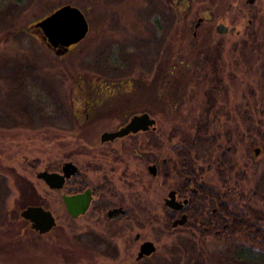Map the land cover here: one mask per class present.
Here are the masks:
<instances>
[{
  "label": "rangeland",
  "instance_id": "374dc122",
  "mask_svg": "<svg viewBox=\"0 0 264 264\" xmlns=\"http://www.w3.org/2000/svg\"><path fill=\"white\" fill-rule=\"evenodd\" d=\"M16 1L0 0V264H193L200 260L209 264L216 253L231 258L239 245L248 248L239 234H208L195 245H181L188 235L184 228L169 231L164 226L162 199L167 188L182 178L180 172L165 182L161 175L152 179L144 161L141 181L110 175L113 187L103 192L100 204L110 201L127 208L128 215L117 222L96 209L94 202L95 208L91 205L84 214L71 217L61 190L50 189L36 172L77 157L71 154L76 143L97 148L102 130L121 124L134 111L148 110L159 121L157 159L178 158L172 146L192 134L200 121L208 137L231 132L232 127H238L239 135L249 131L250 137H239L236 143L237 191L230 199L239 206L249 199L264 215V201L251 195L253 187L263 189L264 0H18L21 12H16ZM63 4L77 6L89 27L72 47L52 48L34 24ZM218 22L235 26V31L218 33ZM219 42L223 48L216 68L223 83L215 91L218 100L212 108L205 100L214 80L207 59ZM105 55L120 67L100 62ZM24 58L34 60L36 68L24 74L19 86L4 81ZM93 100L102 101L96 105ZM220 105L226 116L215 110ZM206 106L210 113L205 118ZM87 108L96 114L89 118L69 114ZM112 110L118 113L90 123L97 114ZM249 146L261 147L258 156ZM204 147L191 150L198 163ZM152 150L144 146L143 157H150ZM83 157L78 156L79 162L89 160ZM86 176L93 185L101 181L99 170L87 171ZM214 184L220 189L218 182ZM199 203L207 212L214 206L204 199ZM28 204L50 209L56 225L45 234L35 232L20 216ZM136 232L140 240H151L156 246L154 253L139 260L135 259L140 241L133 239ZM250 247L255 255L261 251Z\"/></svg>",
  "mask_w": 264,
  "mask_h": 264
},
{
  "label": "flooded vegetation",
  "instance_id": "af4514ba",
  "mask_svg": "<svg viewBox=\"0 0 264 264\" xmlns=\"http://www.w3.org/2000/svg\"><path fill=\"white\" fill-rule=\"evenodd\" d=\"M228 32L230 31H227L226 33ZM230 33L232 34L233 32H230ZM45 41L46 43H48L46 38H45ZM75 44H71L66 48H70ZM50 46L52 48L59 47V46L53 47L52 45ZM199 58L201 59V57ZM207 63H208V59H207ZM213 79L214 80L211 85L213 87L215 84L218 85V88H216L217 89L216 92H217L218 89L222 86L223 78L220 77V78L215 79L213 77ZM215 93L210 95V98H208L207 94H205V100L209 105L212 106V108H214L215 101L218 100V98L216 97L217 95H214ZM110 96L111 95H107L106 97H110ZM101 101L102 100H93V103L96 105L97 104L99 105ZM237 104H238V101H237ZM237 104L233 105V107H236L235 111H238ZM215 110L219 112L220 115L226 116L227 114V111H225L221 105ZM203 111H204L205 118L208 117V114L210 113V109H208V107L206 106L205 109H203ZM117 113H118V110L107 111L104 113L102 112L100 115L97 114L95 116V119H92L90 123L94 122L97 119H101L105 117L108 118L110 117V115H114ZM142 113H147L150 118L154 119L155 122L152 126H149L146 130H138L136 132H129L122 136H116L113 139H108L104 141L101 140L100 137H101L102 132L116 131L120 129L122 126H124L133 115L142 114ZM69 114L73 118H77V117L89 118V116L91 117L92 115H95L96 113L92 110H89V108H87L85 109V111H80V112H78L77 110L76 111L73 110V111H70ZM71 116L70 117L68 116L69 119L72 118ZM205 118L203 119L204 122H206ZM199 130H200V134L199 136H197V141L194 143V145L191 148H188V153H189L188 155L189 157L193 158L192 159L193 168L190 165L189 159L183 161V159H185L186 157L180 156V154L178 153L176 144L172 146V150L175 153V155L176 154L178 155V158H176L175 160H170L167 157H162L161 159H157L156 157H154V155L156 153H159L160 151L159 140L161 138V135L159 132L158 116L148 110L134 111L121 124L119 123L111 129L102 130L98 135L99 141L97 142V148H94L93 144H89L87 146L88 148L87 149L85 146L76 143V146H74V149L72 150L71 154L77 155V157L75 156L73 159H68V160H64L59 163H56L55 169H52L49 171H55L58 173H62V166L65 162H71L77 167V171L74 174H71L69 177H66L63 187L58 190H61L62 192L61 198L63 194L64 195L78 194V193L84 192L87 189L90 190L91 199H90V203H89L87 210L89 209L91 205L93 208H95V206H93L92 204L93 202H94V205L96 203L100 204L102 202L100 201V199H101V196H103L102 194L104 191L108 190L111 192V188L113 187L111 182H113V180L110 177V175L117 174L120 176V178L131 177V178L139 179L138 181H141V179L143 178V172H144V167H143L144 161H145L144 163L145 172L149 174L152 179L159 178V175H161L162 177L161 181L165 182L166 179L170 177L172 173H174V175L177 176L176 172H180V176L182 178L177 183H175V185L168 187L166 190V196H163L162 198L164 208H165L163 224L164 226L167 225L169 231H175L177 229L184 228L183 230H185L186 235H188L192 241H195V242L200 241V240L202 241V238L205 235H208V234L220 235L221 231L227 227V223L223 221L222 217L215 214L216 209H217L216 206H213L210 209L211 212L209 211L207 212L204 209H202V205L199 203V201L201 199H204L205 201L209 202L207 199L208 192H210L213 195L218 194L219 197L224 194L228 195V197L234 196L235 191H237L236 189L237 179L235 178V175H237V173L235 171H238V169H236V167L238 166L237 162L234 161L236 157L235 155L236 143L239 137H245V135L246 137H250L249 135L250 132L245 131L244 133L242 132L241 135H239L237 132L238 127H232L231 132L227 131L225 133L215 134L214 135L215 137L213 136L208 137L207 135L208 131H207L206 126L199 127ZM146 136H147V139L151 140V144L148 143L149 140L147 142H143V140L140 139L141 137L145 138ZM221 138L223 140L221 142L218 141V139L221 140ZM196 145H201V146L205 145V147L202 148L201 161L199 163L197 161V159L199 158L196 159V157L194 158L193 155H191V150L194 149ZM210 145H211V149H206V147ZM144 146L153 148L150 157L148 156L143 157L144 155L143 147ZM213 147L216 148L215 153L212 152ZM256 147L259 148L257 153L255 152ZM79 148L82 149V151H79L78 150ZM129 148H130V151H129ZM250 148L252 149L254 156H258L259 152L261 151V147L259 146H249V149ZM81 154H84L88 158L83 157V155ZM182 154L183 155L186 154L185 151L182 152ZM78 156L87 158L89 160H84L81 163V161L79 162L78 160ZM157 160L158 161L161 160V162L159 163L160 165L157 163ZM76 161H78V163ZM102 161L103 163H101ZM45 169L48 170V168L46 167ZM95 170L101 171V181L93 185L90 182V178L87 177L86 174H87V171L90 172V171H95ZM209 176L212 178L214 177V179H211ZM216 182L219 183L220 189H218V187L215 186L214 183ZM232 182L235 185H230ZM154 184L157 188L158 186H160V181L154 182ZM170 191H174L175 199H177L178 201L186 200V203H184L181 208L175 209L165 204L164 200ZM97 198H98V201L97 200L94 201V199H97ZM190 199L194 200V204L192 208L187 210V205ZM106 203L107 204L109 203V204L107 205ZM100 205L106 206L105 210H103L105 215H106L107 210L113 207H122L124 209L125 212L123 214H120L119 216H116L114 218H108L106 216L111 221L117 222L125 218L128 215V210L122 203H110V201H106ZM193 212H196L197 215L196 217L192 218L191 214ZM182 214L186 215V221L183 224L173 225L172 224L173 221L176 218H179ZM80 215L82 214H79L78 216ZM133 239L136 241L140 240L139 232H136L134 234ZM144 240L145 239H141L139 241L138 250H139L140 243ZM144 257L140 259H143Z\"/></svg>",
  "mask_w": 264,
  "mask_h": 264
},
{
  "label": "water",
  "instance_id": "95a60500",
  "mask_svg": "<svg viewBox=\"0 0 264 264\" xmlns=\"http://www.w3.org/2000/svg\"><path fill=\"white\" fill-rule=\"evenodd\" d=\"M247 3H253L254 0H246ZM202 19H197L195 27H197ZM42 30L47 42L53 47L62 46L68 47L82 40L88 31V21L84 13L77 7L71 4H63L53 10L47 16L37 21L34 24ZM218 33H226L227 31L234 32L235 26L228 27L223 22H218L215 27ZM195 35V32H194ZM154 119L150 118L147 113L135 114L130 120L116 131H104L101 133V140L113 139L116 136H122L129 132L138 130H146L154 124ZM258 147L255 148L257 153ZM77 167L71 162H65L62 166V173L42 169L36 172V177L41 179L50 189L58 190L63 187L66 177L74 174ZM90 190H85L82 193L62 196L66 211L71 217H77L83 214L90 203ZM165 204L171 208L179 209L186 200L178 201L175 199L174 191H170L165 198ZM125 211L122 207H113L107 210L106 216L114 218L123 214ZM20 216L26 220L30 228L38 234L49 232L55 225L56 219L52 211L43 207L40 204H28L20 211ZM186 221V215L182 214L179 218L173 221V225L183 224ZM156 246L151 240H144L140 243L139 250L135 259L138 260L144 256L154 253Z\"/></svg>",
  "mask_w": 264,
  "mask_h": 264
},
{
  "label": "trees",
  "instance_id": "16d2710c",
  "mask_svg": "<svg viewBox=\"0 0 264 264\" xmlns=\"http://www.w3.org/2000/svg\"><path fill=\"white\" fill-rule=\"evenodd\" d=\"M19 1H16V4L18 5ZM16 12H21L23 10V7L21 5H18ZM223 43L219 42L217 43V48L214 51L213 56L211 59H208V63L211 65V71L213 74V77L215 79L220 78L217 74V61L221 56V51ZM100 57V56H99ZM100 62L104 63H113L115 61H111L108 55H105L103 58H99ZM36 63L34 60L29 58H24L23 61L19 64H17L13 69L12 73L4 76L3 80L8 82H14L16 86H19L22 82V77L24 74H29L30 70H34L36 68ZM115 67H120L118 64H114ZM207 75V73H205ZM2 78V77H1ZM218 85L215 84L214 87L208 88L206 91V94L208 98H210V95L215 93L217 90ZM11 89L10 92L14 94L17 90V88H9ZM20 92V91H19ZM11 93V94H12ZM12 94V95H13ZM18 107L15 108L17 110ZM197 129L190 134L187 138L183 139L178 145H176L178 149V153L180 156H185V160H190V165L193 168V158L189 157L188 148H191L194 143L197 141V136L200 134L199 127L203 126L202 122L200 121L195 125ZM186 154H182L184 152ZM52 167H48V170H52ZM55 169V168H53ZM24 190L21 188V192ZM251 195H256L259 201H264V172H263V189H259L257 186L256 188L253 187L251 190ZM259 196V197H258ZM207 199L210 202V204H213L216 206V212L215 214L222 217L223 221L227 223V227L221 231V234L225 236H234L235 234H239L242 236L245 241L249 244L248 248L244 243L242 245L238 246V249L234 252V255L231 256V258L225 256V255H219L216 253L214 255V258L212 261H210L209 264H264V215L262 214L263 210H259L256 207H253L252 204H250V200L247 199V202L243 206L236 205L233 203L228 197V195L224 194L219 197L218 194H211L210 192L207 193ZM229 200V201H228ZM194 204V200L189 201L187 205V210L192 208ZM41 205V204H40ZM106 206L97 204L96 209L98 210H104ZM264 208V206L262 205ZM211 212V210H209ZM192 218L196 217V212H193ZM181 245L183 247L186 246H192L195 245L196 242L192 241L189 236L183 237V240L180 241ZM250 246H258L261 251L256 252L257 254H254V250ZM172 263V262H171ZM193 264H207V262L204 260H200L198 262H194Z\"/></svg>",
  "mask_w": 264,
  "mask_h": 264
}]
</instances>
